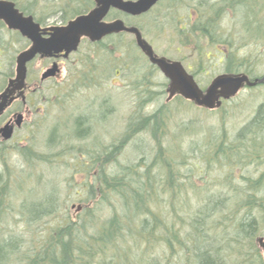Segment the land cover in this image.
Returning a JSON list of instances; mask_svg holds the SVG:
<instances>
[{"label": "trees", "instance_id": "1", "mask_svg": "<svg viewBox=\"0 0 264 264\" xmlns=\"http://www.w3.org/2000/svg\"><path fill=\"white\" fill-rule=\"evenodd\" d=\"M69 3L84 8L83 12L79 11V7L70 10L74 18L86 14L88 4L94 5L93 0H68ZM175 3L184 12V17L179 20V25L165 24V29L168 28L167 32L177 43V48L195 54L197 66L202 67L212 49L220 44H229V39L220 40L219 25L241 1L177 0ZM15 6L23 15L35 20L31 12L17 4ZM149 24L157 32H165L163 24L156 19L153 22L150 20ZM263 26L246 24L244 27H249L248 30L258 36ZM137 29L145 36L142 27ZM126 37V34H118L108 36L99 43L87 42L91 51L82 52L87 55L77 59L74 87L69 91L55 92V102L45 99L49 106L62 103L59 106L63 109L59 118L63 126L58 124L60 132L66 129L69 118H74L70 124L76 127L83 125L84 129L76 130L75 126H71L65 136L60 137L59 131L53 129L48 143L53 147L52 144L57 142V152L49 157L50 160L47 156L39 158L30 144L25 148L16 146L15 149L29 170L35 166L36 159L59 163L66 168L70 179L67 188L83 189L74 193L76 201L81 204L77 220L71 221L61 217L62 214L58 215L56 193L50 186V193L42 195V198L30 202L23 200L21 210L14 209L21 216L14 222L21 224L20 232L24 230L34 236L30 234V238L24 241L13 232L2 235L0 264H167L168 261L170 264H223L217 257L223 250L217 244L218 238L230 237L229 241L233 243H239L241 239L250 242L256 233L260 234L264 229V171L255 180L241 175L244 166H264V108L259 107L253 118L232 139L221 130L204 139L202 146L192 140L188 142L189 134L195 132L192 129L190 132V127L184 124L171 128L173 115L167 112L165 104L176 100L187 107L193 105L180 97L167 102L164 85L165 104L160 103L152 112L140 114L144 104V109L153 104L151 76L158 72L139 52L134 41L122 43ZM260 38L264 41V36ZM223 56L226 74L248 73L249 67L243 58L232 52ZM112 80H118L114 83L119 88H123L122 82H126V88L134 93L133 112L125 122L123 137L118 138L115 144L94 145L91 142L97 138L93 137L90 125L87 126V113L84 112L87 106L83 107V113L80 112L82 109H74L71 115L65 112L64 106L70 95L72 97L77 92V86L90 92L94 88L109 89L114 85ZM108 101L102 103L104 110L101 118L113 112L114 107ZM98 106L96 104L95 108ZM97 115L99 117L98 111ZM143 134L151 137L154 143L151 156L119 166L116 157L120 150L132 138ZM86 135L90 142L87 148L70 145L71 139L85 140ZM57 154L58 160L55 157ZM212 166L225 176L223 180L218 179L221 188L218 196L207 193L208 185L195 183L197 179L202 181L201 176L212 172ZM77 175L82 176L80 183L75 180ZM8 177L11 180L18 178L9 170L0 172V232L4 225L3 215L9 211ZM3 182L6 184L2 186ZM22 183L16 189L24 192ZM38 186L43 190L48 184ZM225 188L227 191L223 192ZM80 192H86L85 200L79 198ZM261 192L263 195L257 197V193ZM42 218L49 220V225L41 222L40 235H35L37 223ZM3 248L10 251H3Z\"/></svg>", "mask_w": 264, "mask_h": 264}, {"label": "rangeland", "instance_id": "2", "mask_svg": "<svg viewBox=\"0 0 264 264\" xmlns=\"http://www.w3.org/2000/svg\"><path fill=\"white\" fill-rule=\"evenodd\" d=\"M7 1H13L20 8H25L32 13L36 21H39L40 24L46 27L66 24L68 21L74 19V14L70 15V10L78 7V9H80V6H77V4H68V0ZM176 1L177 0L161 1L150 10L151 12L149 11L150 13L148 12L139 17L119 15L112 12L111 15L106 18V21L120 19L124 23L133 25L136 28L142 27L146 32L145 36L143 34L142 36L152 46L155 54L181 62L187 72L190 74L194 73L195 80L202 89H204L214 77L225 73V58L223 55H227V52L234 53L240 59L243 58L247 67H249V59L253 61L256 60L254 66L251 68L253 74L255 73V75L260 76L264 73V41L260 38V36H264V28L260 35L255 36L249 31V27H244L246 24H252L253 26L264 24V0H255L252 4V0H249V2H247L248 0H233L235 2L241 1V4L230 11L229 17H224L219 25L220 40L229 39V44L225 46L220 44L212 49L208 59H204L202 62V67L197 66L198 60L195 54L185 49L177 48V43L173 41L171 34L167 32L168 28L165 29V24L170 26L179 25V20L184 17L182 9L176 7ZM242 4H245V6ZM240 6H242L241 9H239ZM92 8L93 5L88 4L86 12L88 13ZM79 11L83 12L84 8L81 7ZM155 19L158 23L163 24L165 32H157L155 27H151L149 21L151 20L153 22ZM253 31L256 32L257 30L253 29ZM131 41H133V38L127 35V37L122 40V43H130ZM27 46H29V44H27L24 38L16 32L7 30V28L0 23V92L5 87L7 80L14 75L15 58L17 54L25 50ZM215 50L221 51V54L217 53ZM79 51L89 53L91 50L83 43ZM224 52L225 54H223ZM48 65L47 61L38 60L30 64L28 66V75L30 77L29 80L32 81L29 83L31 84L34 78L35 81H38L40 74L45 71ZM151 78L154 84V92L151 96L154 101L152 106L148 107V109H144L146 106V104H144L143 108H141L143 112H140L142 115L155 110L160 103H164L166 98L163 87V83L166 85L164 77L161 74L154 73ZM112 82L114 85L109 89H104V87L101 89L94 88L91 92L77 86L75 88L78 89L76 90L77 92H75L72 97L70 95L67 100L68 103L64 106L65 112L70 115L74 109H82L80 111L82 112L83 107L87 106V126L90 125L94 133L93 137L97 138L96 141L91 142L94 145L97 143H102L103 146L115 144L114 142H116L118 138L120 139L123 137L125 133V122L131 117L133 112L132 105L135 97L134 93L126 88V82H122L123 88H119V86L114 83L118 82V80H112ZM158 94L160 95L158 96ZM38 96L43 99L49 98L52 102H55L57 99L55 91L51 92L49 86H43V90L39 92ZM105 100H109L108 102H111L114 109L111 114L102 116L101 118V113L104 110L102 103ZM61 104L62 103H55L54 105L53 103V105L48 106V108L45 106L44 110H42L44 114L41 116H27V120L25 119V121L21 123L19 129L15 130L12 139L8 140V142L0 143V172L2 170H9L12 175L18 177L13 180H11V177H8L6 181L8 184L6 188H9L10 192L7 201L9 202L7 203L9 211L3 215L4 225L0 232V239H2V235L6 236L10 232H13L19 239H23L24 241L28 240L31 233L24 232V230L21 232L19 231L21 224L14 222V220H18L21 216L15 212L14 209L21 210L20 204L23 200L27 199L30 202L37 198L40 199L42 195L49 194L51 189L56 193L58 215L62 214L61 217H67L71 221L77 220V215H79L77 214L79 213L77 208L81 207V204H79V200L76 201L77 199L74 193L80 191L82 188H67L69 184L68 180L70 179L68 172H65L66 168L62 167L59 163L57 164L52 161L44 162L40 159H36L34 163L35 166L33 169L29 170L28 166L27 168L25 166L24 159L15 152L16 146L25 148V146H29V144L39 158L41 156H47L49 158L52 154L54 155L55 152H57V142L52 144L54 145L53 147L48 143L50 132L53 129L58 130L60 137L65 136L66 131L70 129L71 126L76 127L75 124H70L74 121V118H69L66 129H61L60 132L58 124L60 127L63 126V124L59 123L61 122V120H59L61 115L57 112L56 107L62 106ZM96 104L99 105L98 108H95ZM261 104H264V88L258 90H242L235 98L223 103L221 108L215 111H206L193 106L187 107L176 100L165 105H167V112L173 115V117L171 116V128L173 126L179 127L181 124L190 127V132L192 129L195 133L192 135L189 132V137L193 139L189 138L187 141L191 142L192 140L202 146L204 139L218 134L221 130L225 131L227 138L232 139L236 132L253 118ZM36 106L42 107L40 102H36ZM91 115L93 116L91 117ZM4 121L5 120H3L0 125H2ZM79 129L83 130L84 126L81 125L80 127H76V130ZM206 134L208 136H206ZM69 137L73 138V136ZM261 138L263 139V137ZM27 139H30V141H27ZM84 139L85 140L78 141L73 138L70 141V145L87 148V144H90V142L87 141V135L84 136ZM153 148L154 143L151 137L144 134L142 136H136L120 150V154L116 157L118 165L122 166L134 163L139 158L151 156L150 152ZM183 149L185 150V146ZM55 157L58 160V154ZM48 160H50V158ZM190 162H192V160ZM256 167H254V164L242 167L241 171H244V173L241 175L253 177L252 179L254 180L257 179L264 171V166L261 165ZM212 169L214 170L212 172L210 171L209 174L201 176L202 181L197 179L195 183L200 186L204 184L208 185L207 193L212 195L217 194L218 196V192L221 191L218 179L223 180L225 176L224 173L220 172L216 167L212 166L211 170ZM19 170H22V172L20 173ZM21 180L25 181L22 183L20 182ZM75 180L77 183H80L82 176H75ZM3 181H5V179H3ZM18 182L22 183V186H25L24 192L16 189L19 184ZM6 183L3 182L1 185L3 186ZM38 184H48V186H45L42 190L39 188ZM262 190H264V186ZM226 191V188L223 189V192ZM207 193L204 192L203 195L206 196ZM262 195V192L257 193V197ZM79 198L85 200L86 192H84V194L80 192ZM226 204H228V202ZM47 221L49 220L42 218L37 223L38 227L35 235H40L41 222ZM47 225H49L48 222ZM22 227H24V224H22ZM229 232L231 233V230ZM31 236H34V234H31ZM262 236H264V229L260 234L256 233L250 242L241 239L239 243H233L229 241L230 237H220L218 238L219 242L217 244L218 246H222L223 250L219 251L217 257L223 261V264H264V258L255 244L256 239ZM226 248L228 249L226 250ZM3 249V251H10L6 248ZM167 264H170V261H168Z\"/></svg>", "mask_w": 264, "mask_h": 264}, {"label": "water", "instance_id": "3", "mask_svg": "<svg viewBox=\"0 0 264 264\" xmlns=\"http://www.w3.org/2000/svg\"><path fill=\"white\" fill-rule=\"evenodd\" d=\"M160 1L162 0H95L94 8L87 14L75 17L64 26L42 28L31 16H24L19 12L14 3L0 0V22L8 30L18 32L30 43L26 50L16 56L14 77L8 81L7 87L0 94V116L13 101V93L18 92L21 95L24 89L27 65L37 56L49 58L63 53V57L67 58L77 51L82 39H86L90 43H97L107 36L121 33L133 37L141 54L168 81L167 101L177 95L197 108L213 111L219 109L223 102L234 98L244 87H253L264 83V77L250 82L244 74H221L213 78L209 85L202 90L180 62L156 55L137 28L127 27L119 19L111 22L105 21L111 10L131 17H139L148 13ZM56 68L57 66L54 65L43 73L41 80L53 77L57 71ZM15 123L19 128L21 117H18ZM12 135L13 128L9 125L0 129V138L3 142L11 140ZM80 209L81 207H78L77 211ZM255 244L264 258V236L257 238Z\"/></svg>", "mask_w": 264, "mask_h": 264}, {"label": "flooded vegetation", "instance_id": "4", "mask_svg": "<svg viewBox=\"0 0 264 264\" xmlns=\"http://www.w3.org/2000/svg\"><path fill=\"white\" fill-rule=\"evenodd\" d=\"M0 23H2V22H0ZM39 25L42 28H47L46 26H43L40 23H39ZM64 25H56V26H64ZM13 32H16V31H13ZM26 42H27V44L30 45L28 40H26ZM83 43H85L87 45V40L82 39L79 46H78L77 51L75 53L70 54L67 58L63 57V53L58 54V55L53 56V57H49V58H45V57L41 58V57L37 56L31 63H29L27 65V73H26V78H25V82H24V89L22 90L21 95H19L18 92L13 93V95H12L14 98L13 101L11 102L10 105H8L5 108L2 115L0 116V123L3 120H5L4 123L2 125H0V129H2L5 125H9L10 127L13 128V134H14L15 130L19 129L16 127V123H15L17 121L18 117H21V123H22L25 121L27 116L36 115V117H37V116H41L42 114H44L42 110H44L45 106L48 108L49 104L45 101V99L40 98L38 96L39 92L43 90V86L52 87L51 90L54 89V91L56 93L69 91L70 89H72L74 87L73 86L74 82H75L74 71L77 68V64H76L77 59L79 57L87 55V53L82 54V52L79 51L80 47ZM219 52H221V51H219ZM37 60L38 61H47L49 65L47 66L45 71H43L40 74L39 80L35 81V78H34L33 82L30 84L29 82L32 80H29L30 77L28 75V68H29L28 66ZM146 61H147V59H146ZM255 61L256 60L253 61L252 59H249V71L247 74H245V73H232V74H244L248 77L250 82H253L256 79L263 78L264 73L261 74L260 76H257V75H255V73L253 74V72H252L251 68L254 66ZM54 65L57 66V68H56L57 71L55 72V75L53 77H50V78L42 81L41 80L42 74L45 73L47 70L51 69ZM152 67L158 72V74H161L160 71L155 66H152ZM191 75H193V74H191ZM12 78H10V79H12ZM10 79L7 80V83H6L5 87L3 88V90L0 92V94L7 87L8 81ZM164 80L166 81V85H165V83H163V85H164L165 90H166L168 81L165 78H164ZM261 88H264V83L257 84L253 87H244L243 90H245V89L258 90ZM36 102H40L42 107L36 106ZM58 104H60V103H58ZM259 107L264 108V104H261ZM62 111H63L62 107L57 108V112L60 113ZM84 112L87 113V107L84 110ZM263 114H264V112H263ZM12 137H13V135H12ZM0 143H5V142H3L0 138Z\"/></svg>", "mask_w": 264, "mask_h": 264}]
</instances>
